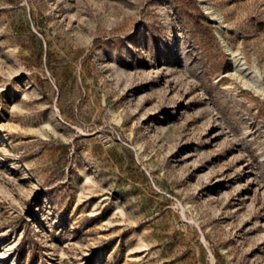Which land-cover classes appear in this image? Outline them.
Masks as SVG:
<instances>
[{
	"label": "rangeland",
	"instance_id": "rangeland-1",
	"mask_svg": "<svg viewBox=\"0 0 264 264\" xmlns=\"http://www.w3.org/2000/svg\"><path fill=\"white\" fill-rule=\"evenodd\" d=\"M0 264H264V0H0Z\"/></svg>",
	"mask_w": 264,
	"mask_h": 264
}]
</instances>
